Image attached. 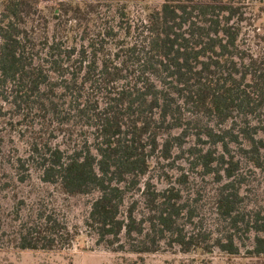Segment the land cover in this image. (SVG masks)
I'll return each mask as SVG.
<instances>
[{
	"label": "trees",
	"instance_id": "trees-1",
	"mask_svg": "<svg viewBox=\"0 0 264 264\" xmlns=\"http://www.w3.org/2000/svg\"><path fill=\"white\" fill-rule=\"evenodd\" d=\"M27 1L2 3L0 85H13L16 97L27 103L39 102L46 114L61 118L62 125L69 114L60 110L58 98L71 96L75 102V127L89 130L91 138L68 149L36 143L33 150L37 157L32 159L40 164L43 182L63 194L98 193L86 219L98 236L97 242L108 243L114 252L155 253L168 243L183 253L195 248L210 252L217 247L236 255L240 247L235 236L254 232L253 245L246 251L253 257L264 256V216L258 213L247 219L240 206L243 198L234 179L240 164L234 156L216 155L214 148L222 143L229 151L231 128L218 133L209 125H196L194 117L210 118L218 126L241 118L251 145L245 151L260 164L264 139L254 134L264 131V126H252L250 120L264 111V62L237 60V1L165 0L148 9L146 22L137 28L136 42L100 55L98 45L103 48L105 39L94 40L69 52L66 59L75 55V69L61 54L41 58L31 51L22 27ZM75 9L83 8L77 4ZM126 29L131 33L132 26ZM114 35L112 29L107 30V36ZM185 111L191 116L184 117ZM177 129H182L181 133L175 134ZM195 129L199 139L206 134L213 145L207 151L196 146L189 149L197 164L205 174L215 173L222 179L223 170L229 179L216 195L217 215L230 225L225 237H214L200 220L195 221L196 208L184 201L181 188L173 184L160 190L152 180H144L151 159L157 153L171 158L173 148H183ZM187 178L182 174L177 182L185 183ZM134 188L142 192L147 209L140 217L136 200L123 210ZM34 212L28 218L20 210L16 212L14 234L4 230L0 216V242L9 243L7 238H11L22 250H53L71 243L73 234L56 211L46 205ZM185 219L193 224L192 231L187 230Z\"/></svg>",
	"mask_w": 264,
	"mask_h": 264
},
{
	"label": "rangeland",
	"instance_id": "rangeland-1",
	"mask_svg": "<svg viewBox=\"0 0 264 264\" xmlns=\"http://www.w3.org/2000/svg\"><path fill=\"white\" fill-rule=\"evenodd\" d=\"M164 1L28 0L29 8L23 11L22 27L36 56L48 58L50 54H61L66 64L75 69V55L72 60L66 59L69 52H75V48L79 50L94 40L105 39L103 48L98 45L102 50L100 55L114 53L120 46L136 42L140 33L137 28L146 22L148 9L159 7ZM236 1L240 7V14L234 20L240 29L237 60L244 63L251 60L264 62V0ZM2 3L3 0H0V10ZM77 4L83 8L81 11L74 10ZM122 11L126 16L122 15ZM129 24L132 26L131 33L126 29ZM109 29L116 35L107 36ZM12 88L13 85L5 88L0 85V216L4 230L11 234L17 230V211L20 210L21 215L28 218L35 213L34 209L47 205L49 210L56 211L67 222L73 242L61 244L53 250H22L15 247L11 238H7L9 243L0 242V264H264V256L253 257L246 251L253 245L254 232H240L235 236V242L240 247V254L236 255L217 247L210 252L195 248L183 253L177 245L168 243L158 252L138 254L114 252L108 243L99 244L97 234L86 224L91 202L98 193L63 194L54 185L43 182L40 164L32 159L37 157L33 150L36 143L68 149L91 136L92 133L82 129V126L75 127V102H71V96L58 98L60 110L69 114L66 124L62 125L61 118H54L52 113L46 114L39 102L29 104L20 100L12 93ZM190 116V113L184 112V117ZM194 117L197 118L196 125H209L218 133L222 128H231L233 135L227 138L229 151L219 143L214 147L216 155L225 153L226 158L234 156L240 164L234 179L238 181L243 198L240 206L246 218L254 219L258 213L264 216V149L261 150L260 164L247 154L245 150L251 145L242 130L245 125L241 118L218 126L210 118ZM250 121L252 126H264V111L260 117L252 116ZM181 131L177 129L174 133ZM254 136L264 139V131L259 129ZM211 144L208 135L203 134L199 139L196 129L191 130L183 148H173L171 158L165 159L157 153L151 159V169L144 180H152L160 190L173 184L181 188L184 201L196 208L195 221L200 220L202 227L212 232L214 237H225L230 225L217 215L216 195L229 179L223 170L222 179L215 173L205 174L204 168L197 164V159L189 150L196 146L207 151L213 146ZM182 174L188 178L185 183H178ZM132 199L138 201L139 217L147 212L142 192L135 188L129 192L123 210ZM185 223L187 230L192 231L193 224L188 219ZM126 240L124 237L123 241Z\"/></svg>",
	"mask_w": 264,
	"mask_h": 264
}]
</instances>
